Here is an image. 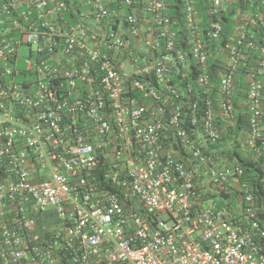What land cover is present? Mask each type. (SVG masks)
Wrapping results in <instances>:
<instances>
[{
    "label": "built area",
    "instance_id": "2783aa9c",
    "mask_svg": "<svg viewBox=\"0 0 264 264\" xmlns=\"http://www.w3.org/2000/svg\"><path fill=\"white\" fill-rule=\"evenodd\" d=\"M172 1L0 0V264H264V168L259 198L211 149L254 52L240 141L264 159V15L225 38L231 0L206 24Z\"/></svg>",
    "mask_w": 264,
    "mask_h": 264
},
{
    "label": "trees",
    "instance_id": "16d2710c",
    "mask_svg": "<svg viewBox=\"0 0 264 264\" xmlns=\"http://www.w3.org/2000/svg\"><path fill=\"white\" fill-rule=\"evenodd\" d=\"M175 0L172 1L170 4V11L169 14L172 15L174 13H179L180 11V4H182V0ZM246 2L245 8H248L250 11L254 13L261 12L264 15V2L262 3L260 0H244ZM243 0H235L232 5L229 6V8L226 9L224 13L220 15L218 18L220 24L223 27L224 37L227 38V36L232 32V29L234 28V21L233 17L235 16V8L239 5H243ZM264 1V0H263ZM174 3H176L175 6ZM249 4H252V7L248 6ZM206 5L207 0H198L197 2V9L199 12V15L203 17V24H206ZM264 37V30L259 29V31L255 34V38L261 43ZM222 51L223 48L219 47ZM249 58L245 61L246 66H240L238 69V77L236 81V89L235 94L233 98V105L236 108V118L234 120V123L227 127L225 130V133L223 134L222 139L219 143H216L211 146V149L215 151L220 157L224 156V158H228L229 161L233 163H237L239 166L242 167L244 171V181L251 182L252 185H254V192L256 195L260 198V196L263 194V185L261 183V175L263 173L264 168V159L260 158L259 160H253L252 157L249 155L247 158L242 156V151L240 152V138L244 137L247 132L248 124H247V116L245 111H241V109L238 107V102H240L243 99V88L245 85V75L247 73V67L249 66V63L253 58L255 57L256 53L254 52H248ZM210 65V74H211V80L213 84H216L218 81L220 73L223 71L224 68L221 64V58H216L213 63L211 60L209 61ZM198 90V89H195ZM201 105V104H200ZM260 195V196H259ZM228 199V206L230 205V197H227ZM227 206V207H228ZM264 216V215H263ZM42 223V221L40 222Z\"/></svg>",
    "mask_w": 264,
    "mask_h": 264
},
{
    "label": "clouds",
    "instance_id": "9594fccd",
    "mask_svg": "<svg viewBox=\"0 0 264 264\" xmlns=\"http://www.w3.org/2000/svg\"><path fill=\"white\" fill-rule=\"evenodd\" d=\"M235 0H231V4L230 5H232L233 4V2H234ZM244 1V0H243ZM197 2H198V0H197ZM197 4V3H196ZM245 4H246V2L244 1V3H243V5L241 6V5H239L238 7H236L235 8V16L233 17L234 19H233V23H234V26H236V24H239L240 22H241V18L243 17V12H246L247 10L248 11H250L248 8H245ZM250 5H252V4H249L248 3V6L250 7ZM227 8H229V7H227ZM226 8V9H227ZM197 11H198V9H197ZM226 11V10H225ZM240 12H242L241 14H240ZM235 29V27L232 29V30H234ZM225 39V38H224ZM257 56L255 55V57L253 58V60H251L250 61V63H249V66L247 67V71H248V69L249 68H252V63H254V60H255V58H256ZM249 58V57H248ZM248 58H244V60L242 61V64L240 65V66H246V60L248 59ZM240 66H239V68H240ZM238 68V69H239ZM236 77H238V70H237V72H236ZM237 79V78H236ZM242 142L240 141V152L242 151V156L243 157H248L249 155L252 157V155H251V153L249 152V153H244L243 152V148H242ZM252 159L253 160H255L253 157H252ZM229 161V160H228ZM229 162H231V161H229ZM244 177V176H243ZM244 179V178H243ZM225 196H227V195H225ZM227 197H230V196H227ZM207 199H210V200H212L215 204H217V205H220V201H218V200H216L214 197H206ZM224 198H226V197H224ZM231 199V198H230ZM231 203H232V201H231ZM228 206V205H227ZM227 208V207H226ZM228 208L230 209L231 208V204L228 206Z\"/></svg>",
    "mask_w": 264,
    "mask_h": 264
},
{
    "label": "crops",
    "instance_id": "0c3cea01",
    "mask_svg": "<svg viewBox=\"0 0 264 264\" xmlns=\"http://www.w3.org/2000/svg\"><path fill=\"white\" fill-rule=\"evenodd\" d=\"M232 209H234V208H233V205H232Z\"/></svg>",
    "mask_w": 264,
    "mask_h": 264
}]
</instances>
